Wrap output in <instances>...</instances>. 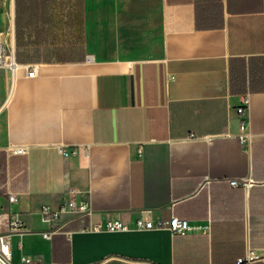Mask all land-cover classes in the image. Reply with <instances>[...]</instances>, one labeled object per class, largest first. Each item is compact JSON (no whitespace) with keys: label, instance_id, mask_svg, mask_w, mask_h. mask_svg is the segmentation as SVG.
Segmentation results:
<instances>
[{"label":"crops","instance_id":"0c3cea01","mask_svg":"<svg viewBox=\"0 0 264 264\" xmlns=\"http://www.w3.org/2000/svg\"><path fill=\"white\" fill-rule=\"evenodd\" d=\"M0 44L10 264H264V0H0Z\"/></svg>","mask_w":264,"mask_h":264},{"label":"built area","instance_id":"2783aa9c","mask_svg":"<svg viewBox=\"0 0 264 264\" xmlns=\"http://www.w3.org/2000/svg\"><path fill=\"white\" fill-rule=\"evenodd\" d=\"M24 65L20 64L15 55L9 53L5 46L0 44V70L8 69L12 72L13 75H16L18 70ZM28 76L34 77L36 75L35 67L27 68ZM249 106V100L245 99L244 103L241 107L238 108V112L242 115L241 129L244 131L247 126L246 121V113ZM16 153H23L26 150L23 148H18L14 150ZM233 186H238L240 184L239 181L233 180L231 181ZM15 197L11 196L10 201H14ZM63 211H73L78 213H89V207L84 203H77L74 199V194H72L71 198L64 204L59 211H54L50 207L43 208V214L46 221L53 223L56 218H58L59 213ZM135 227L140 229H166L171 231L174 234H185L190 230L189 221L180 219L178 217H172L169 220H162L157 223H153L150 220H146L144 218H139L135 221ZM22 228V224L19 220L15 219L10 222V231H18ZM101 229L99 226L95 227V230ZM105 229L108 231H127L132 229V225L130 222L123 221H107L105 225ZM61 228H53L49 232L45 233L46 238H51V236L55 233L61 232ZM11 247L9 243L8 235H0V264H10L9 260L11 258ZM257 254L255 252H250L247 258H243L239 260V264H250V262L257 258Z\"/></svg>","mask_w":264,"mask_h":264},{"label":"rangeland","instance_id":"374dc122","mask_svg":"<svg viewBox=\"0 0 264 264\" xmlns=\"http://www.w3.org/2000/svg\"><path fill=\"white\" fill-rule=\"evenodd\" d=\"M79 36H81V34H80V30H78V37H79Z\"/></svg>","mask_w":264,"mask_h":264}]
</instances>
